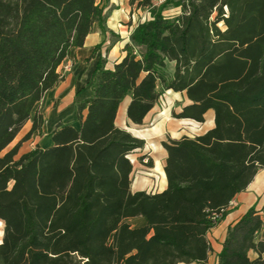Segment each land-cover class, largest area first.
Instances as JSON below:
<instances>
[{
    "label": "trees",
    "instance_id": "obj_1",
    "mask_svg": "<svg viewBox=\"0 0 264 264\" xmlns=\"http://www.w3.org/2000/svg\"><path fill=\"white\" fill-rule=\"evenodd\" d=\"M128 1L150 18L112 68L99 56L78 126L58 122L51 146L16 158L20 142L3 151L29 119L22 140L41 133L36 104L107 14L99 0H0V264H205L207 231L264 167V0ZM169 5L182 13L164 14ZM168 89L189 100L174 117L203 122L212 109L214 125L162 141L166 188L132 191L128 155L145 142L115 125L118 107L129 96L126 115L141 124ZM261 212L264 202L228 226L217 264L264 263Z\"/></svg>",
    "mask_w": 264,
    "mask_h": 264
},
{
    "label": "crops",
    "instance_id": "obj_2",
    "mask_svg": "<svg viewBox=\"0 0 264 264\" xmlns=\"http://www.w3.org/2000/svg\"><path fill=\"white\" fill-rule=\"evenodd\" d=\"M107 6L112 9L110 11V15L105 12L106 7H104V12L107 14L106 23L104 24L106 31L103 32L96 24L86 35L82 46L72 47L68 50L66 57L57 68V70L62 74V79L54 87L48 89L42 97V106L45 107V109L42 110V113H45L42 133L37 136V133L34 132L32 134L33 137L31 139L33 140L30 142V147L21 151L20 146L15 156L16 158L36 146L41 148L51 146L52 139L50 133L53 126L57 122L67 124V122H73L76 119L75 104L91 96L93 93L91 88V79L100 55L106 58V68H112L114 63L123 56V47L127 40L120 35L110 42L111 37L108 35V30H112L114 25L110 21L111 18L117 21H124V17H127V14H129L131 10L132 14H134V12H144L146 17L139 19L134 24H130L129 26H132V28H134L138 22L150 18L148 8H137L136 6H131L128 0H108ZM179 12V6H171L169 10L163 11L166 15H178ZM99 43H101V46L96 50L95 55L92 57L91 53L94 46ZM65 66H67V68H64ZM169 91L175 94L178 93L180 96L183 95L184 98L187 99L184 92L168 89L166 90V93ZM129 100V96H126L120 103L115 117V125L131 132L136 137L142 138L146 141V143H148V140L155 141L153 139H158L159 143L162 145V141L166 140L168 137L180 138L184 135L193 137L194 135L204 133L214 125V114L212 109L206 111L204 114L205 120L203 122H198L190 118L173 117L171 112L180 111L184 102L173 105L168 110L163 109V111L156 109L155 103L152 109L143 118L142 123L136 124L133 123L126 115V108ZM50 102H54L52 107H48ZM134 131L138 132L140 136L135 134ZM17 135L13 141L16 139ZM13 141L9 145H11ZM15 143L17 142L15 141L11 147H13ZM145 146L147 149V144ZM165 157L166 150L164 149L163 163L158 171L155 169L156 161L152 156L153 165L147 167L148 171H142L134 166L131 173L133 174L135 171L138 173L135 175L134 179L131 177V190H146L147 192L163 191L167 186L164 172ZM262 169H264V167L258 169L253 179L244 190L234 195L231 199L233 205L225 212L216 225L207 231L206 236L210 243L211 251L205 264H209V262L217 264V255L222 248V242L226 236L229 225L235 223L251 206H254L257 210L262 208L264 202V173L261 172ZM140 171L141 174H139ZM131 223L133 225H141L144 223V218H134V223ZM259 237L264 238V226L260 230ZM249 256L250 258H255L257 254L254 251H250ZM262 257L264 258V253L262 254ZM178 264L201 263L181 262Z\"/></svg>",
    "mask_w": 264,
    "mask_h": 264
},
{
    "label": "rangeland",
    "instance_id": "obj_3",
    "mask_svg": "<svg viewBox=\"0 0 264 264\" xmlns=\"http://www.w3.org/2000/svg\"><path fill=\"white\" fill-rule=\"evenodd\" d=\"M101 3L104 4L105 8V12H107L108 14L111 15L110 11L112 8H108L107 4H108V0H99ZM172 5L166 6L165 10H169V8ZM141 13V14H140ZM140 13L134 12V14H132V10L129 12V14H127V17H124V21H120V20H115L111 18V23H113V29L112 30H108V35L109 37H111L110 42L113 39H116L118 36L122 35L123 38L127 41L130 40V34L133 30L132 26H129L130 24H134L136 23L139 19L145 18L146 14L142 11H140ZM214 15V14H213ZM218 27L221 29H224V23L222 21H219L217 23ZM132 28V29H131ZM106 31V30H105ZM104 31V32H105ZM173 62H168L166 69H165V74L166 75H170L173 72ZM182 98V99H181ZM184 102V104L188 103L189 100L185 99L184 96H180L178 93H173L171 91H169L168 93H166V90H163V92L161 93L160 97L158 98L155 108L159 109L160 111H163V109L168 110L169 108H171L173 105H177L178 103H182ZM42 99L36 104L35 106V110L39 111L40 113H42V110L45 109L44 106H42ZM54 105L53 103H49L48 107H52ZM173 112V111H172ZM171 112V115H172ZM43 116L45 115V113H42ZM173 116V115H172ZM174 117V116H173ZM31 123L32 120L29 119L22 127H21V131L20 133L17 135L16 139L13 141L12 144H14V142L16 141L17 143L20 142V146H21V151H24L26 149H28L30 147V142L33 140L31 139L33 136L32 134L35 132L38 135H41V133H39L38 131H34L27 139L22 140V138L27 134V132L29 131L30 127H31ZM58 123V122H57ZM57 123L53 126V128L57 125ZM63 123V122H61ZM67 124H72L74 126H78V122L76 121V119L73 122H67ZM44 125V124H43ZM142 127V126H141ZM43 128V126H42ZM135 134L139 135L138 132H135ZM140 136V135H139ZM155 141L152 140H148V143L145 142L144 147L140 148V149H135L134 151H132L131 153H129V159L131 160L133 167L135 166L136 168L142 170V171H148L146 162L148 161L149 158H151V156L155 159L156 161V167L155 169L158 171L161 168V165L163 163V157H164V149L163 146L159 143L158 139H153ZM15 143V144H17ZM11 144V145H12ZM147 144V149H146V145ZM11 145H9L6 149H10ZM3 151V152H5ZM140 157L142 159H140ZM152 159V158H151ZM261 172L264 173V169L261 170ZM138 172H134L133 174L131 173V177L132 179L135 178V175H137ZM139 174H141V171L139 172ZM263 219H264V215H263ZM129 221L134 223V219H129ZM4 225V224H3ZM0 225V229H3V226ZM2 236H0V240H1ZM263 262H264V258L262 257ZM209 264H212L211 262H209ZM264 264V263H263Z\"/></svg>",
    "mask_w": 264,
    "mask_h": 264
},
{
    "label": "built area",
    "instance_id": "obj_4",
    "mask_svg": "<svg viewBox=\"0 0 264 264\" xmlns=\"http://www.w3.org/2000/svg\"><path fill=\"white\" fill-rule=\"evenodd\" d=\"M168 1H169V0H153V4H154L155 6H159V5L165 4V3L168 2ZM180 1L183 2V3H185V4H187V2H188L189 0H180ZM178 6H179V8H180V12H179V14H181V13H182L181 5H178ZM224 10H225V12H227V8H226L225 6H224ZM224 15H226V14H224ZM64 68H67V66H65ZM232 205H233V202L230 201L229 204H228V206H227L226 208L221 209V213L224 212V211H227Z\"/></svg>",
    "mask_w": 264,
    "mask_h": 264
}]
</instances>
